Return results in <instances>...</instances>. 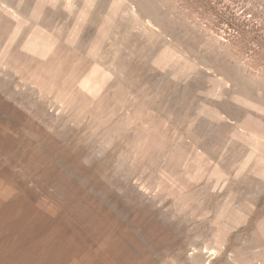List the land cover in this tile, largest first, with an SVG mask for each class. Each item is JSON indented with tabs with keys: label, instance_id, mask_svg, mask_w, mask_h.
<instances>
[{
	"label": "rangeland",
	"instance_id": "rangeland-1",
	"mask_svg": "<svg viewBox=\"0 0 264 264\" xmlns=\"http://www.w3.org/2000/svg\"><path fill=\"white\" fill-rule=\"evenodd\" d=\"M104 1L99 0V7L102 8L101 13L104 11L103 15H106V12L110 13L114 10V0ZM77 2L79 4L76 3L75 7L80 8L86 0H77ZM123 2L124 6L127 5L126 7L129 8L128 10L142 12L143 22L154 35L150 39L141 40L138 29L135 27L125 29L124 32L121 29L120 36L123 40L121 44L111 48V44L107 43V50H117L121 57H124L129 50L134 51L137 54L134 67L138 72L135 73V77H124L125 81L122 79L124 81L122 86L110 87L102 96L103 101L100 102L102 105L99 106V111L95 106L96 111L90 113L93 108H85L83 109L85 111L78 110V113L74 106H68L67 101L61 100L66 97L77 99L78 92L76 91V95V92L73 93L76 90V88L73 89L75 87L73 84L80 80L93 65L97 63L99 66L107 67L104 65L105 59L102 60V51L98 56L90 58L85 49L89 46L91 38L97 34L98 26L92 29L93 32L91 31L90 38L87 37L88 40L84 39L85 47L82 45V48L78 46L79 49L76 48L77 46L76 49L68 47L69 50L65 47L66 51L55 52L59 54L54 57L52 54L49 57H52L50 60L46 58V61H36H41V63L33 61L23 66L24 68L14 67V70L11 69V63L2 64L0 60V67H3L0 68V77H3L5 73L9 75L5 76L6 82H0V264H45V262L46 264H160L165 257L167 258L170 251H174L181 245L184 246L187 241H203L210 238L209 232L214 226L213 223L216 222L214 202L218 201L221 204L225 196L219 187H214V184L208 186L211 181L208 183L207 173L216 164L217 166L225 165L228 163L227 160L236 162L233 166L236 167L247 154L245 151H248V147L245 145V137L234 135L237 141L235 147H233L235 144L230 145L229 142H225L223 147L218 146L219 143L210 140L209 145L206 143L207 139L204 140L202 136L203 141L200 138L195 148L194 137L196 135H193L191 130L201 120V117H197L196 120L199 119V122L194 121L195 112L201 106L203 107L201 111L212 110L218 103H223V100L231 104L232 97L236 95L255 101L264 107V0H123ZM48 8L50 7L46 6V9ZM73 12L71 16L67 14L61 15L62 17L57 16L61 21L56 18H54L56 21H53L52 17L51 20L55 23L54 26L52 25L53 28L60 23L57 29L64 28L65 31L70 29L74 23L73 21L71 24L69 21L72 19ZM67 16L71 19L68 20ZM32 27V25L28 26L29 29L21 36H25V33ZM6 43L7 40L0 39V53ZM163 44L177 48L189 60L195 61L201 71L204 70V77L208 78L193 75L186 80H176L171 76L170 79L166 73L167 70H160L149 65V60ZM83 68L87 69V72ZM33 75L38 77L41 84L39 82L37 85V77ZM51 75L50 81L47 82H51L52 87L55 85L57 90L55 88H53L55 92L51 90V83H48L46 86H50L51 89L46 87L45 90L49 89L51 92L46 96L43 83L47 80L46 77L49 78L48 76ZM32 77L34 83H31L33 82ZM69 79L76 81L73 84L69 82V87L73 85L70 92L67 86L63 90V85L65 83L67 85L66 81ZM63 80H66L64 84H60L59 82L63 83ZM33 86L34 95L43 100L46 106L49 105L48 112L57 115L62 112V117L69 120L70 129L66 131H69L67 135L69 134L70 137L67 136V139L61 137L46 120L37 116V113L35 114L36 108L32 104H17L11 98L19 94L18 91L23 92L26 89L28 91L33 89ZM209 87L217 92L218 97H207L203 94V90L201 92L203 88L210 90ZM60 88L63 92L66 89L68 92H65L64 96L63 92L59 91L57 94L60 98L58 99L56 92ZM60 100L62 103L65 102V106L60 104ZM29 106L31 109H28ZM31 106L35 109L32 110ZM109 108L114 110L113 113L109 111ZM95 112L97 115L99 114L97 112L101 113L99 117L107 113L106 116H102L103 118H107L110 113L112 115L110 114L108 119H102V117L97 118ZM188 114H192V118H189ZM98 119H102V123ZM117 122L129 123L126 130L123 128L119 131L118 136L115 134L117 132L111 134L114 138L106 144L108 152L115 153L117 157L116 165H119L117 170L114 169L116 167L114 165L105 167L106 170L103 167L102 170L97 166L94 167L95 165L92 164L95 163L94 160L85 161L75 158L80 146L79 150L89 149L92 146L98 147L105 140H101L104 127L111 125L112 127L109 128H113ZM119 123L115 126H120ZM146 125L153 131L157 130L152 134V136L156 135L155 138L147 142L149 147L148 144L141 143L144 148L146 146V150L153 149L152 153L148 150L151 156L149 153L143 155L145 150V152L132 151L134 148L126 139L132 128V132L136 134ZM77 135L84 139L83 144L78 145L79 147L75 144ZM112 146H114L113 149ZM154 149H156L155 152ZM232 150L240 152L237 151L234 159H231ZM228 156L230 158H227ZM188 163L189 166H187ZM190 166H195L196 169L192 167L195 171L197 167L203 168L207 175H205L206 180L205 177L199 178V175L195 178L198 177L199 181L194 179L192 182L183 179L182 176L185 177L192 171L194 172L189 168ZM230 173L231 175L233 173L232 177L235 176V172ZM174 179H176L175 186L174 182L172 183ZM178 179L182 182L179 183ZM82 180H87L88 183L85 182V185ZM127 183L137 185L138 191L144 193L147 188L148 194L151 191V196L156 195V206L164 213L169 212L171 207H176L179 218L183 217L181 218L183 221L179 226V229H182L181 236L179 234L175 243L166 238L167 234H164L161 224L148 219L140 207L129 206L125 199H120L122 202H119L118 206L113 205L110 200L111 195L123 196L122 189L127 186ZM171 185L174 186L173 189ZM98 192L101 193L98 194ZM173 205H178V208ZM243 223L245 222L239 223L236 226L239 227L235 228L234 232H241L247 228V223ZM241 224L244 227L240 226Z\"/></svg>",
	"mask_w": 264,
	"mask_h": 264
},
{
	"label": "bare ground",
	"instance_id": "bare-ground-1",
	"mask_svg": "<svg viewBox=\"0 0 264 264\" xmlns=\"http://www.w3.org/2000/svg\"><path fill=\"white\" fill-rule=\"evenodd\" d=\"M103 1L104 0H102V2ZM100 2H99V0H86L84 5L82 7L80 6V8H79V7H75L76 3H78L77 0H66V1H62V0H33L32 2H30V0H0V39L4 38L5 40H7V43L4 47V49L2 50V53H0L1 54L0 60H1L2 64L4 62H6L7 64L11 63V65L13 66V67L11 66V69H13L14 67L17 68L18 66L23 67V66L29 65V63L33 62V61H35V62L39 61V60L44 61L46 58H49L50 56H52V54L54 57L55 55L59 54V53L55 54V52H57V51H64V50L66 51V48L69 50L70 47H74V49H76V48H78L79 45H80L79 47H81V45L84 46V39L87 37L90 38V34H91L92 29L95 26H98L97 28H99V29H98L97 34L93 38H91L89 46L87 45L88 47L85 49L87 50V54L90 56V58H91V56H93V57L98 56L100 54V52L102 51L101 52V54H103L102 60L105 59L106 62L104 65H107V67L105 68L104 66H99V64L96 63L95 64L96 66L93 65V67L90 68V70L86 69L88 72L86 70H84V68H83V70L87 73H85L84 76L82 75L83 77L80 80L77 79L78 80L77 82L75 80H72V79L71 80L69 79V81L65 80L67 82V85H66V83L64 84V82H65L64 80H63V83H61L62 81L59 82L60 84H64L63 90H65V88L67 86V88H69V90H68L69 92L71 91L70 90L71 86L75 85L74 88L72 87L73 89L76 88V90L73 91V93H75L77 91L78 92L77 96L79 97V95H80V98H78L76 96L77 99H75V97H73V98L72 97H68V98L66 97V98L61 99L62 101L63 100L65 102L67 101L66 104L68 106H71V107L74 106V109L76 108L75 110L77 112H78V110L85 111V110H83L85 108L95 109V106L98 109L99 106L102 105V104H100V102L103 101V99H102L103 94H105V92H107V90L110 89V87H114V86L118 87L120 85L122 86L124 84L123 82L125 81L126 77L131 78L135 75V73L138 72V70L136 72L135 67H134V61H135V59L137 60V54L134 51L129 50L128 53H126L124 57H121L118 55L117 50H113V51H112V49L107 50V48H106L107 43L109 42L111 44L110 45L111 48L114 45L117 47L119 44H121V42L123 41V40H121L122 37L120 36L121 29H123V32H124L125 29L135 27L136 29H138L137 31L139 32V38L141 40L150 39L154 35V33H152L151 29L147 25H145V23L143 22V17L141 15L142 12H140V10L139 11H136V10L130 11V10H128L129 8L126 7L127 5L124 6L123 0H114V10L110 13L106 12V15L105 14L103 15L104 11L101 13L102 8L99 7ZM46 6H49L50 8L46 9ZM77 8H79V9H77ZM76 9L78 11H76ZM72 12H73L72 15L75 17V19H73L74 17L72 16V19L69 17L71 19V20H69V18L67 16V19L71 22V24L74 21L72 27L70 28L69 26H63V27L70 28V29H67V31H65L64 28L57 29V27L60 26L59 25L60 23L58 24V26H56V28L55 27L53 28V26L55 25V23H53V21H56V19H58L57 16L62 17L61 15H63V14H65V15L67 14V15L71 16ZM54 16H56V17H54ZM64 16H63V18H64ZM52 17H53V19H52L53 21L51 20ZM54 18H56V19L54 20ZM50 20L52 21V23ZM58 20H60V19H58ZM63 21H64V19H63ZM66 21L67 20H66V16H65V22ZM49 23H51V24H49ZM71 24H70V26H71ZM31 25L33 27L30 28V31L25 33V36H21L22 33H24L25 31H27L29 29L27 27L31 26ZM158 33H159V31H158ZM160 35H162V34H160ZM88 38H87V40H88ZM1 43H2V41H1ZM110 47H109V49H110ZM158 49L159 50H156L157 52L155 53V55L149 60L150 64H149V62H148V64L155 67V68H158L160 70H167L166 73L169 76V78L171 76V77L175 78L176 80L177 79L178 80H186L188 77L193 76V75H197V76L200 75V76H203V78H208V77H204V74H203L204 70L202 72L201 69L199 68V65L197 63H195V61L189 60V58H187L180 51H178L177 48H176L177 49L176 50L173 46H171L169 44H167V45L163 44V46L161 48H158ZM62 57H63V55H62ZM50 59H52V57L49 58V60ZM138 59H139V57H138ZM8 60H10V62ZM36 63H41V61L36 62ZM3 66H5V65H3ZM137 68L138 67H136V69ZM75 71H74V73H75ZM81 71H82V69H81ZM79 72H80V70H79ZM32 73H34V72H32ZM81 74H82V72H81ZM150 74H152V72ZM5 76L8 77L9 76L8 73H5L3 77H0V82L5 81V79H6ZM35 76L33 75V77H35ZM205 76H206V74H205ZM33 77H32V79L30 78L32 81L34 80ZM48 77L49 78L46 77L47 80L46 81L44 80V83H43V84H45L44 90L46 89V87H48L50 89L52 87L51 86L52 83L50 82L51 83L50 84L49 82H47L48 80L50 81V79H51L50 77H52V75L48 76ZM54 79H55V77H54ZM54 79H53V81L56 82V80H54ZM122 79L124 81H122ZM36 81H37L36 83L38 85V83L40 82L38 77H37ZM45 82H47V83H45ZM69 82H70V84H73V83H75V84H73L69 87V85H68ZM31 83H34V81ZM48 83L50 84L51 87L46 86V85H48ZM40 84H41V82H40ZM53 84H54V82H53ZM34 86H33L34 90L29 89L27 91V89H26L25 91L23 90V92L18 91L19 94L14 95V97L15 96H17V97H15V99H14V97H11V98H13V101L15 100V102H17V104L21 103V105H22L23 103L24 104L29 103V104H32V106H35V108H36L35 114L37 113L38 114V115L36 114L37 116H40L41 119L46 120L49 123V125L58 132V134L61 137H63L64 139H67L66 137L69 136V134L67 135V133L69 131H66V130L70 129V127H69L70 124H68L69 120L62 117L63 116V115H61L62 112H60V114H58V115L54 114V113H50V111L48 112L47 107H49V105L46 106V103H44L43 100H40V98H38V96L36 97V95H34V92H35ZM134 86H136V85H134ZM196 86H197V84H196ZM220 86H222V85H220ZM31 87H28V88H31ZM155 87H156V85H155ZM53 88H55V85L52 87L51 90H53ZM61 88H62V86H61ZM61 88H60V90H58L56 92V94L59 91H62ZM222 88H224V87H222ZM209 89H210V87H209ZM51 90H49V89L45 90L44 94L47 96V93L50 94ZM182 90H183V88H182ZM188 90H189V88H188ZM202 90L204 92L203 94L207 97L208 96L218 97V94L214 89L208 90L206 88H203V89H201V92H202ZM53 91L55 92V90H53ZM68 91H67V89L64 92L62 91L63 95L65 92L67 93ZM77 92L75 93V95L77 94ZM38 94H40V93H38ZM70 94L71 93H69V95ZM184 94H185V92H184ZM54 95H55V93H54ZM75 95L73 94V96H75ZM39 96H42V94H40ZM56 97L59 99L60 98L59 94H57ZM129 97H130V95H129ZM44 100H45V98H44ZM61 100H60V102H61ZM65 102H63V103L61 102L60 104H63L62 106H65L64 105ZM230 102H231V104H227V101L223 100V103H218V105L216 107H214V109H212V110H209L208 108L205 107V109H208V110H202L201 111V109H203V107L202 106H201L202 108L198 107L199 110L197 112H195L196 118L194 119V121H197V123L199 122V119L196 120L197 117H201V120L198 124L196 123L197 125H194L192 127V130H191L193 135L194 134L196 135L194 137L195 138L194 140H196V144L194 143L195 141L193 140L194 141L193 143L195 144V145L194 144L193 145L196 148V145H198L199 139L203 136L204 140H205V138L207 139L206 140L207 142L206 141H204V142L209 143V145H210V142H208V141L210 140L212 142L215 141V142L219 143L218 146L223 147L225 145V142H229L230 145H231V143L232 144L237 143L234 135H238L239 137H241V138L245 137V139H246L245 145H247L248 151L246 150L245 152L247 154L244 152L246 154V155H244L245 157L243 159H241V161L239 159L240 162H238L236 167H233L236 162L233 163L232 160H227V158H230L229 156L231 154V159H234L235 155H237V151L239 152V150H237V151L232 150L231 153L229 152L230 154L226 158L228 163H226L225 165L219 164V166H217L218 164H216V162H215L214 164H216V166L214 168H213V166H211L213 169L212 170L210 169L211 171H208L209 173H207L208 174V183L211 181V183H209V184L207 183L208 186L211 184H214V187L215 186L217 188L219 187L221 189V191H223L221 193L222 194L224 193L223 195L225 196V200H224V202H221V204L218 203V201L216 203L214 202V209L216 212V214L214 216V218H215L214 220L216 222L213 223L214 226L211 227V231L209 232L210 238L207 240H203V241H201L200 239H199L200 241H198V240H194V241L192 240V241H187V242L185 241L186 243H185V245L183 244L184 246H182L180 244L182 247L180 246L179 248H181V249L176 247L178 249L177 251L175 250L176 248L174 249V251L173 250L170 251L167 254L168 255L167 258L165 257V260L161 261L160 264H264V107L261 106L259 103H256L255 101H251L247 98H243V97H240L237 95L233 96ZM58 104H59V102H58ZM204 104H205V102H204ZM207 104H208V102H207ZM24 107H26V106H24ZM57 107L58 106H56V108ZM29 108H30V106L28 107V109ZM33 108L34 107H32V110L35 109V108L34 109ZM93 109L90 111V113L92 111L97 110V109H95V110H93ZM101 109H100V111H101ZM59 110H60V108H59ZM61 110H62V107H61ZM64 110L66 111V109H64ZM115 110H117V109L115 108ZM69 111H70V109H69ZM72 111L74 112V110H72ZM82 111H80V112H82ZM98 111H99V109H98ZM109 111H111L113 113L114 110L112 111V108L111 109L109 108ZM210 111H212V112H210ZM86 112H89V111L86 110ZM67 113H68V110H67ZM97 113H99L101 115L100 112H97ZM195 113H192V114H195ZM92 114H94V113H92ZM95 114H96V112H95ZM99 114L98 115L96 114L97 118L99 117ZM110 114H108V116L112 115V114L111 115ZM192 114H188L190 116L189 118H192V116H191ZM96 115H94V117H96ZM103 115L106 116L107 113H105ZM69 116H67V117H69ZM108 116H107V118H105V117L104 118L108 119ZM101 117H99V118H101ZM104 118L102 117V119H104ZM102 119H98V120L101 121ZM109 119H111V118H109ZM163 119H164V117H163ZM95 121H97V120H95ZM109 121L110 120H108V122ZM101 123H102V121H101ZM109 123H111V122H109ZM109 123H108V126H109ZM118 123L119 122H117L116 124L114 123V124L117 125ZM103 124H104V122H103ZM119 124H120V126H115L112 124L113 128H109L111 125L109 127L105 128L106 125L104 124L105 125L104 130H103L104 133H102L103 136H101V140L105 139V140H103L104 142L103 141L101 142V140H100L101 143L98 147L92 146L89 149L83 148V149L79 150L81 148V146H80V148L76 151L77 155L75 158L82 159L85 161L94 160L96 163V164L92 163L95 165L94 167L97 166L99 169H102V170H103V167L106 170V168L109 165L116 166V167H114V166L113 167H114V169L116 168L115 170H117L119 167L118 164L116 165V163H118V160H116L117 157L115 156V153L108 152V149H107L108 146L106 147V144H109L110 141L114 138L111 134L117 132V133H115L117 135L119 133V131H122L123 128L125 129V128H127V126H129L128 122H126V124H124V123H119ZM93 125H94V123H93ZM121 125L122 126L124 125L126 127H124V126L122 127ZM150 128L151 127L146 125V126H143L139 132L137 131L136 134L134 133V131L132 132L133 128H132L130 133L128 132L129 134L126 132L129 135L128 138H126V139L129 140V142H131L132 147L134 149H136V150L133 149L132 151H135V152L142 151L143 152L145 150L146 152L144 151L145 153H143V155L146 153H149L148 152L149 148H148V150H146V146L144 148V146L141 143L148 144L147 142L148 141L151 142V138L152 139L155 138L156 135H153L154 136L153 137L152 134L154 133V131H157V130L153 131V129L152 128L150 129ZM160 131H162V130H160ZM78 135H77L76 140H75V142H76L75 144L77 146L80 144H83V142H84L83 137L78 136ZM68 141H69V139H68ZM202 141H203V139H202ZM204 142H203V144H205ZM212 142H211V144H212ZM140 145L144 149H142ZM206 145H208V144H206ZM235 146H236V144L233 147H235ZM113 147L114 146H112V149H113ZM148 147H149V144H148ZM239 148H241V146ZM197 149H198V147H197ZM242 149H240V150L242 151ZM152 150H149V151L152 153ZM155 151H156V149H154V152ZM128 152H127V154H128ZM142 152H141V154H142ZM196 153H198V152H196ZM132 155H134V153H132ZM241 155H242V153H241ZM145 156L144 157L147 158V155H145ZM150 156H151V154H150ZM196 157H195V159H196ZM241 157H243V156H241ZM207 158H209V156ZM125 161H126V159H125ZM187 166H189V163ZM176 167H177V165H176ZM192 167H194V169H196L195 166H190L189 168L193 169ZM94 171H95V169H94ZM112 171L114 172V170H112ZM112 171H111V173H112ZM175 171H176V169H175ZM120 172H121V170H120ZM129 172H130V174L132 173L131 170ZM230 172H235V176L232 177L233 173L231 175ZM185 173L186 172L184 171V175H185ZM171 174H173V172ZM187 174H188V170H187ZM126 175H128V174H126ZM179 175H180V173H179ZM196 175H199L200 176L199 178L202 179L206 175L205 170L203 171V168L197 167L196 171L194 170V172L192 171V173L188 174V176L185 175V177L182 176V178L188 179L187 181L194 182L193 180L196 178ZM172 178H175V177H172ZM179 178H181V177H179ZM199 178L197 177V179H199ZM176 179H174V181H172V183L174 182L173 183L174 186L176 183V181H175ZM197 179H195V180H197ZM205 180H206V177H205ZM126 181H128V180H126ZM179 181H177V182H179ZM197 181H199V180H197ZM83 182L88 183L87 180L86 181L84 180ZM181 182H182V180L179 183H181ZM86 183H85V185H86ZM174 186L171 185L172 189ZM211 186H213V185H211ZM137 187H138L137 185L127 183V186H125L124 189H122V191H123L122 195L123 196H119V194L117 196L111 195V199H110V200H112L111 202L113 203V205L118 206L119 202H122V201H120V199H125V201H127V204L129 206L140 207L141 210L144 211V214L147 216L148 219H150L152 221L154 220L155 223L158 222L159 224H161L163 231H164V234L166 233L167 237H166V235H164V234L163 235L166 238H168L169 240H171V242L173 240L174 241L173 243H175L176 242L175 239H177V237L179 238V234L181 233V230H182V229L181 230L179 229V226L183 221L181 219L183 217L179 218L180 216H179V213L177 212L176 207H171L170 211L169 212L167 211V213H164L162 210H159L160 208L158 209L156 206V204H157L156 195L151 196V191H150V194H148L149 191L147 190V188H145L144 193L142 191H138ZM118 188H120V187H118ZM91 190H92V187H91ZM145 191H147V193H145ZM140 192H142V193H140ZM100 193L98 192V194H100ZM222 194H220L221 197H222ZM219 198H218V200H219ZM222 199H224V198H222ZM110 200H108V201H110ZM173 206H177V208H178V205H173ZM161 207H163V206H161ZM242 221L247 223V225H246L247 228H245L244 230H241V232L238 231L239 229L237 230L238 232H234L235 228L237 229L239 227V226L238 227H236V226L239 223H241ZM245 223H243V224H245ZM243 224H241L240 226H243ZM185 235H186V233H185ZM180 236H181V234H180ZM194 239H196V238H194ZM178 241H179V239H178ZM150 247H152V246H150ZM149 250H151V249L149 248ZM154 252H156V251H154ZM45 264H46V262H45Z\"/></svg>",
	"mask_w": 264,
	"mask_h": 264
}]
</instances>
